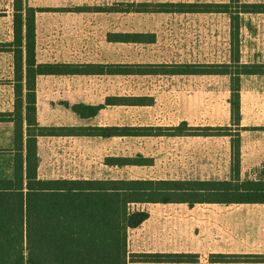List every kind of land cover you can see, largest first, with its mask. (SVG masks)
Segmentation results:
<instances>
[{"label": "rangeland", "instance_id": "obj_1", "mask_svg": "<svg viewBox=\"0 0 264 264\" xmlns=\"http://www.w3.org/2000/svg\"><path fill=\"white\" fill-rule=\"evenodd\" d=\"M37 12V47L64 51L67 55L95 60L138 63L151 61L155 47L109 45L108 34L152 32L163 37L161 49L172 47L182 54L188 47L186 61L200 65L227 63L247 65L258 74L240 76L238 85L227 76L129 77L112 81L85 82L101 97L112 94L153 98L145 109H125L123 124L162 128L161 137L91 138L73 145L47 143L40 153L39 176L51 179L88 177L112 180H224L229 178L234 145L239 138L241 179H264V14H242L244 4L264 5V0H24ZM230 4L229 11L241 25L239 54L230 36V14L173 17L135 13L104 14L105 7L120 6L132 10L131 3ZM125 3H129L124 5ZM11 0H0V110L12 109L13 92L4 91L14 73ZM99 8V9H97ZM175 41L176 43H174ZM172 42V43H170ZM57 49V50H56ZM50 53V52H48ZM12 54V55H11ZM188 55V54H187ZM158 57V56H157ZM182 58L181 61H184ZM239 70H241L239 68ZM81 84V83H80ZM84 84V83H82ZM232 89L239 90V126L231 116ZM9 91V90H8ZM10 96V97H9ZM57 96L49 99H56ZM102 108V106H100ZM100 110V109H99ZM122 111V110H121ZM184 122L180 133L167 129ZM126 127V126H125ZM123 128V127H121ZM226 129L206 132L202 129ZM195 129V130H190ZM61 133L97 136V128L59 129ZM13 126L0 123V178L12 173ZM151 133H155L154 131ZM225 133H229V136ZM177 135V136H171ZM70 148V149H68ZM143 157L147 166L106 167L105 158ZM135 207V206H133Z\"/></svg>", "mask_w": 264, "mask_h": 264}, {"label": "trees", "instance_id": "obj_2", "mask_svg": "<svg viewBox=\"0 0 264 264\" xmlns=\"http://www.w3.org/2000/svg\"><path fill=\"white\" fill-rule=\"evenodd\" d=\"M136 13L230 14V36L238 51L241 25L238 15L230 13V4L158 3L131 5ZM14 56V111L9 122L14 125L12 173L0 178V264H129V263H191L194 256L182 254L129 255V231L139 227L147 213L133 209L144 204L198 203L264 205V179H241L239 138L234 145L228 180H69L39 179L36 153L37 137L62 134L55 128L37 127L35 122V81L38 76L65 75H151V76H227L238 85L240 76L257 75L247 65L227 63L200 65H120L77 66L37 65L35 61L36 10L24 0H12ZM128 12V11H125ZM242 14H264V5L244 4ZM112 42L152 44L150 34L109 35ZM239 68L241 70H239ZM137 105L141 99L121 98L107 103ZM239 90L232 89L231 116L239 126ZM82 117H92L100 107L75 106ZM1 119V122H5ZM24 123L26 129L24 132ZM185 123L168 131L180 133ZM195 130V129H190ZM206 132L226 129H202ZM155 133H151V132ZM162 128H103V138L161 137ZM226 132V131H224ZM70 134V133H69ZM75 134V133H71ZM229 136V133H225ZM177 136V135H171ZM150 161L139 156L107 158L108 166H147ZM217 263H264L262 256H216Z\"/></svg>", "mask_w": 264, "mask_h": 264}, {"label": "crops", "instance_id": "obj_3", "mask_svg": "<svg viewBox=\"0 0 264 264\" xmlns=\"http://www.w3.org/2000/svg\"><path fill=\"white\" fill-rule=\"evenodd\" d=\"M129 3H125L127 5ZM140 4H158L139 2L131 3V5ZM28 5V4H27ZM12 9V0H11ZM29 6V5H28ZM31 7V6H30ZM33 8V7H32ZM99 9V8H97ZM127 9V8H126ZM120 6L105 7L103 11H97L104 14H146V15H170L173 17L183 16H199L210 14H174V13H136L134 8L126 10ZM128 11V12H125ZM36 22V18H35ZM36 26V23H35ZM117 34H150L155 38L152 44H126L121 42H112L108 39L109 35ZM108 34L106 42L109 45H133L138 47H155L156 52L150 53L151 61L138 63H120L111 59L103 61L93 58L79 57L76 55H67L64 51L57 50L54 53L37 47V32L35 29V61L37 65H77V66H112L120 65H176L183 63H195L186 61L189 56L188 47L182 51L186 54L178 53L174 47L170 49L159 47L165 41L160 42L163 37L157 33L141 32V33H117ZM176 43L175 41H173ZM172 43V42H170ZM50 52V53H48ZM188 54V55H187ZM12 55V54H11ZM13 56V55H12ZM158 56V57H157ZM185 58L184 61H181ZM199 64V63H197ZM129 77H185V76H151V75H107V74H91V75H65V76H38L35 81V122L37 127L55 128V129H90V128H121V127H143L142 124L128 125L123 124L125 121V109H145L150 108L154 104L153 98L139 96H123L120 94H112L111 88H107L102 100L95 102L97 96L91 95L89 92L93 90L91 86H87L85 82L100 79L112 81L119 78ZM14 79V73H13ZM81 83V84H80ZM84 83V84H82ZM7 90L13 92L14 80L5 86ZM9 90V91H8ZM11 96V95H10ZM9 96V97H10ZM57 96L56 99H49ZM98 98V97H97ZM121 98L141 99L137 105H119L117 103H107V100H117ZM12 109L7 111L0 110V120L5 119L3 123L9 122L14 111V100L11 101ZM100 107L95 116L82 117L72 108L75 106ZM122 110V111H121ZM184 123V122H182ZM181 124V123H180ZM178 127V126H174ZM171 128V127H170ZM26 125L24 123V132ZM78 131V130H77ZM91 138L108 139L101 136H88L84 133L68 134L62 133L56 136H39L37 137L36 153L38 159L37 175L39 179L40 153L47 143L52 145L68 144L76 148V144L85 142ZM114 138V137H113ZM112 138V139H113ZM13 145L10 149L11 152ZM70 149V148H68ZM105 158L103 165L105 164ZM46 180V179H43ZM69 180H107L88 177H78ZM112 180V179H109ZM228 180V177L225 179ZM133 209L147 213L148 218L137 228L129 231L127 239V249L129 255L140 254H182L194 256L195 262L180 264H264L256 262L241 263H217L212 262L211 258L216 256H262L264 257V205L261 204H232L220 205L216 203H198L189 205L187 203L180 204H144L136 205ZM129 264H178V263H129Z\"/></svg>", "mask_w": 264, "mask_h": 264}]
</instances>
